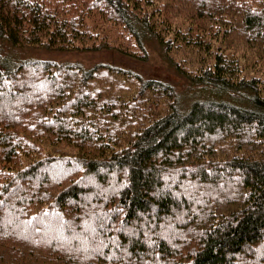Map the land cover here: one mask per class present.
Segmentation results:
<instances>
[{
	"label": "trees",
	"instance_id": "trees-1",
	"mask_svg": "<svg viewBox=\"0 0 264 264\" xmlns=\"http://www.w3.org/2000/svg\"><path fill=\"white\" fill-rule=\"evenodd\" d=\"M2 37L149 40L219 96L0 52V264H264V0H0Z\"/></svg>",
	"mask_w": 264,
	"mask_h": 264
},
{
	"label": "rangeland",
	"instance_id": "rangeland-1",
	"mask_svg": "<svg viewBox=\"0 0 264 264\" xmlns=\"http://www.w3.org/2000/svg\"><path fill=\"white\" fill-rule=\"evenodd\" d=\"M0 42L3 61L9 66H13L17 61L23 59H46L59 64L79 63L85 67L108 64L132 70L144 78L160 79L174 87L179 97V105L185 109L189 108L194 101L212 99L218 94L212 91V88L191 83L179 74L175 66L170 64L168 59L149 40L146 41L149 53L145 59L121 52L114 47L38 48L15 45L5 37L0 38Z\"/></svg>",
	"mask_w": 264,
	"mask_h": 264
}]
</instances>
